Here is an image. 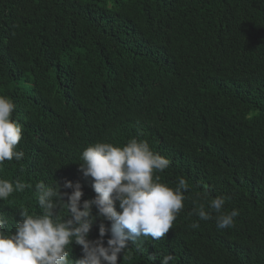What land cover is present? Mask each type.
Wrapping results in <instances>:
<instances>
[{
  "label": "trees",
  "instance_id": "trees-1",
  "mask_svg": "<svg viewBox=\"0 0 264 264\" xmlns=\"http://www.w3.org/2000/svg\"><path fill=\"white\" fill-rule=\"evenodd\" d=\"M0 95L25 153L0 179L29 185L0 201L5 231L41 211L38 182L94 198L82 151L137 138L170 160L161 182L187 180V199L165 237L129 242L117 264H264V0H0ZM204 193L239 210L233 227H189Z\"/></svg>",
  "mask_w": 264,
  "mask_h": 264
},
{
  "label": "clouds",
  "instance_id": "clouds-1",
  "mask_svg": "<svg viewBox=\"0 0 264 264\" xmlns=\"http://www.w3.org/2000/svg\"><path fill=\"white\" fill-rule=\"evenodd\" d=\"M16 105L10 97L0 95V166L5 161L20 162L24 151L17 145L22 139L23 126L11 114ZM79 171L91 178L94 198L81 202L82 186L65 181L63 189L54 181L51 185H35L37 204L41 211L19 212L21 220L14 231H5L6 216L0 212V264H117L121 254L139 237L154 240L165 237L184 208L188 182L181 177L176 187L161 182L158 173L170 165V160L154 152L146 140L131 138L122 146L108 142L89 144L81 153ZM29 185L20 180L0 179V201L7 200L14 191ZM205 203L193 201V214L198 220L189 225L200 227V221L215 218L218 230L233 227L239 216L236 208L225 209L227 197H208ZM66 201V202H65ZM117 205L119 210H117ZM93 208L96 215H93ZM67 210V215L63 211ZM216 213L213 217L212 213ZM97 219L110 222L99 225V238L89 239ZM110 235L106 241L104 237ZM81 248V258L69 259L70 246ZM154 261V256H149ZM173 255H165L161 264H169Z\"/></svg>",
  "mask_w": 264,
  "mask_h": 264
}]
</instances>
